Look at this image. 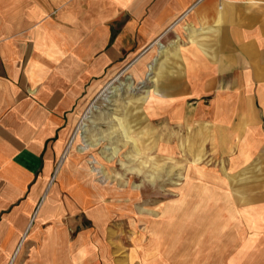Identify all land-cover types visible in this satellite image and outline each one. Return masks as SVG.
Wrapping results in <instances>:
<instances>
[{
    "label": "crops",
    "instance_id": "1",
    "mask_svg": "<svg viewBox=\"0 0 264 264\" xmlns=\"http://www.w3.org/2000/svg\"><path fill=\"white\" fill-rule=\"evenodd\" d=\"M146 65L169 161L212 164L132 264H264V0H0V264H122L119 191L65 181L57 160L86 100ZM68 214L87 223L74 238Z\"/></svg>",
    "mask_w": 264,
    "mask_h": 264
},
{
    "label": "rangeland",
    "instance_id": "2",
    "mask_svg": "<svg viewBox=\"0 0 264 264\" xmlns=\"http://www.w3.org/2000/svg\"><path fill=\"white\" fill-rule=\"evenodd\" d=\"M151 67L146 65V71L142 72L145 79H140L133 66L109 77L98 93L86 100L77 125L57 160L59 173L65 181L75 178L87 180L88 177L94 187H110L119 191V201L126 206L125 227L121 226L120 234L115 232L114 241L109 243L122 264H132L139 259L138 256L152 249L155 242L150 236L151 223L160 224L166 216L162 207L180 199L181 188L190 180L188 171L212 164L193 161L185 152L179 160L169 161L172 157L166 154L172 149L162 146L166 130L153 128L150 124L151 78L147 87H143V81L150 77ZM135 140L139 149L133 153ZM263 165L259 163L258 169L262 170ZM251 180L260 179L254 177ZM61 185L63 188L57 192L60 203L69 194L68 182ZM61 217L71 238L87 226L81 214ZM168 244L175 253L182 249H189L192 253L199 245L197 242L180 241Z\"/></svg>",
    "mask_w": 264,
    "mask_h": 264
},
{
    "label": "bare ground",
    "instance_id": "3",
    "mask_svg": "<svg viewBox=\"0 0 264 264\" xmlns=\"http://www.w3.org/2000/svg\"><path fill=\"white\" fill-rule=\"evenodd\" d=\"M163 46V45H162ZM161 51V50H160ZM152 65V64H151ZM150 77H148V79L147 80H144L143 81V87H147V85H148V81L150 80L149 78H151V75H149ZM151 81V80H150ZM149 91H151V90H149ZM108 135V134H107ZM109 136V135H108ZM138 146H137V144H136V140H135V142L132 144V152L134 153V152H137L138 151ZM115 150V153L116 154H118V149H114ZM95 169H97V168H94L93 170H95ZM98 172H100V170H98ZM100 174H102V173H100Z\"/></svg>",
    "mask_w": 264,
    "mask_h": 264
}]
</instances>
